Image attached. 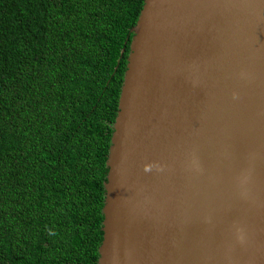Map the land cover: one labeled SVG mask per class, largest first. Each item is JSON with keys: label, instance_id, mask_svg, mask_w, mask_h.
Returning <instances> with one entry per match:
<instances>
[{"label": "water", "instance_id": "1", "mask_svg": "<svg viewBox=\"0 0 264 264\" xmlns=\"http://www.w3.org/2000/svg\"><path fill=\"white\" fill-rule=\"evenodd\" d=\"M132 32L98 264H264V0H145Z\"/></svg>", "mask_w": 264, "mask_h": 264}, {"label": "trees", "instance_id": "2", "mask_svg": "<svg viewBox=\"0 0 264 264\" xmlns=\"http://www.w3.org/2000/svg\"><path fill=\"white\" fill-rule=\"evenodd\" d=\"M144 1L0 0V264H98Z\"/></svg>", "mask_w": 264, "mask_h": 264}]
</instances>
